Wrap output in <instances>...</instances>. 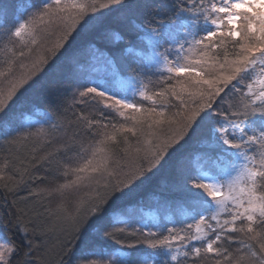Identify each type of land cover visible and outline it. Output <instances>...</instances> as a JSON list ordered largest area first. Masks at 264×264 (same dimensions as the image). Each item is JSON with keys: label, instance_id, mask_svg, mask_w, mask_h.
<instances>
[{"label": "snow or ice", "instance_id": "snow-or-ice-1", "mask_svg": "<svg viewBox=\"0 0 264 264\" xmlns=\"http://www.w3.org/2000/svg\"><path fill=\"white\" fill-rule=\"evenodd\" d=\"M123 3L39 0L20 5L11 18L0 7L8 54L0 67V114L42 74L55 72L81 32L105 22V10ZM169 8L170 17L140 28L151 44L147 63L100 53L102 75L77 83L71 104L54 108L49 127L15 136L5 131L11 144H50L62 134V154L46 155L41 165L63 177L49 194L63 198L70 190L76 200L71 212L61 202L55 225L19 205L14 214L0 215V264H32L40 248L33 241L53 230L58 264H95L88 255L76 256L80 245L95 239L93 230L121 245L110 264H132V253L123 249L140 245L151 250L137 254L141 264H264V0H172ZM116 80L121 88L112 86ZM76 104L92 110L76 112ZM194 137L202 150L173 171L188 210L184 218L164 224L114 220L111 210ZM73 159L80 163L72 165ZM24 174L31 176L24 168L21 181ZM40 264H48L43 256Z\"/></svg>", "mask_w": 264, "mask_h": 264}, {"label": "trees", "instance_id": "trees-1", "mask_svg": "<svg viewBox=\"0 0 264 264\" xmlns=\"http://www.w3.org/2000/svg\"><path fill=\"white\" fill-rule=\"evenodd\" d=\"M29 2L35 4L39 0H0V7L8 8L10 18L13 15L18 17L19 6ZM171 3L172 0H124L122 5L113 6V11L105 10L107 15L101 17V20L105 22L84 29L73 42L70 57H61L57 61L55 72L49 70L42 74L28 92L21 96L7 112L0 114V169L3 170V179H0V215L7 217L9 213L14 214L17 211L15 206L19 205L39 211L40 219L55 225L56 216L62 214V210L58 207L61 202L67 211H72L76 194L68 190L63 198L50 195L48 189L63 182V177L55 178L51 172L45 173L41 165L42 158L46 155L58 151L62 154L64 143L62 134H57L59 138L50 144H36L32 140L25 144H11L5 138V131L15 136L17 132H35L41 127H49L46 121L53 114L54 108L62 111L64 105L71 104V97L77 83L86 76L95 78L102 75L103 65L99 59L100 53L115 57L117 60L123 59L130 64L142 60L134 53L143 46L145 39L140 31L141 26L149 24L150 21L170 17ZM6 44L7 37L0 36V67L3 66V61L8 55ZM153 79L156 78L153 77ZM111 83L115 88L122 87L119 82ZM140 103L148 105L147 101ZM174 103L177 102L174 101ZM73 110L76 112L83 110L88 113L92 109L91 106L76 104L73 105ZM67 116L71 117L72 112H68ZM112 116L116 122H123L115 113H112ZM121 146L123 147L122 141ZM202 148L198 137L190 140L174 154L172 161L158 172L151 182L131 193L111 210L113 219L132 217L146 224L156 222L164 224L183 219L188 210L182 204L183 193L176 186L173 171L189 166ZM70 163L76 165L80 161L73 159ZM24 168L28 169L31 176L24 174L21 181ZM37 177L44 179L40 180ZM5 184L13 190L8 191L4 187ZM165 199L167 204L164 203ZM2 230L0 226V231ZM8 235H12L11 229L8 230ZM57 235L58 233L53 230L33 241L34 245L38 244L40 248L34 251L32 264H40L41 256L48 264H58ZM91 236L95 239H89L87 246L80 245L76 250V256L88 255L95 264H110L112 252L121 249V245L107 239L103 231L96 236V230H93ZM124 239L131 241L136 238L125 237ZM17 242L20 243L19 240ZM21 247L23 248V244ZM123 250L132 253V264H141L140 257L137 255L139 252L151 251L143 245L136 249ZM73 264H77L75 259Z\"/></svg>", "mask_w": 264, "mask_h": 264}, {"label": "rangeland", "instance_id": "rangeland-1", "mask_svg": "<svg viewBox=\"0 0 264 264\" xmlns=\"http://www.w3.org/2000/svg\"><path fill=\"white\" fill-rule=\"evenodd\" d=\"M134 53L142 60H144L145 63H147L146 57H148L151 53V44L148 43L147 39H144L143 46H141V48L136 50ZM115 82H119L121 84V82L118 80H116Z\"/></svg>", "mask_w": 264, "mask_h": 264}]
</instances>
